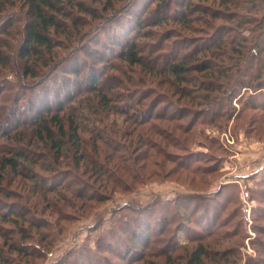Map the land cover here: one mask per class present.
Listing matches in <instances>:
<instances>
[{"label": "rangeland", "instance_id": "1", "mask_svg": "<svg viewBox=\"0 0 264 264\" xmlns=\"http://www.w3.org/2000/svg\"><path fill=\"white\" fill-rule=\"evenodd\" d=\"M82 2L91 12L92 7H99L97 14L102 16L90 18L89 15L80 14L86 16L83 18V21L86 20L84 23L87 22L85 28L78 25L79 31L85 34L86 41L93 38L96 33L103 35L105 30L102 33L100 30L106 24L112 23L113 26L119 19L127 18L129 10L131 12L137 4L139 6L137 11L148 5L147 12L142 14L145 17L149 15L151 17L152 13H156L152 0H103L104 4L111 2L114 5L113 9L106 12L102 10V5L93 4L91 0ZM195 2L202 11L193 14L196 17L188 26L189 29L182 27L176 20H169V17L173 18L172 14L165 12L166 15L161 13L159 17L160 19L168 17L166 20L154 27L144 25L143 32L140 33L150 35L156 32L161 38L170 36L171 39L168 41H162L169 48L183 37H192L193 41L197 40L200 44L205 41L215 43L220 38L218 33L234 36V39L230 40L231 44L228 43L226 46V49L234 46L233 52L229 50L233 55L231 53L228 59L217 57L222 55L221 51L217 50L218 47L208 49L206 52V47L202 46L199 61L191 62L195 65L202 61L204 68L209 66L216 71L229 67L228 77L227 75H222L219 79L217 77L216 82L219 85H215L217 88L211 90L214 91L212 93L214 97L227 96L228 93L223 94L222 91L223 89L230 91L232 88L227 80L233 77L232 81H235L237 75L241 73L239 69H243L247 64H255L256 69V65L258 67L261 60L264 61V52L257 55L258 61L253 59L255 54L251 63H247L236 52L242 50L247 53L256 43L264 40V0H195ZM71 12L73 16L79 14L76 9ZM104 17L113 19L106 22ZM98 27L101 29H97ZM77 31L78 29L72 31L70 41L62 40L60 42L62 44L54 48L53 56L48 57L49 60L56 58L73 61L72 54L77 48V42L74 41L79 37ZM105 33V37H111L107 31ZM238 36L249 39L242 41ZM159 41L157 40V43ZM15 42L12 41V44L15 45ZM15 50L16 47L8 51L13 58ZM179 52L181 56H185L189 51ZM111 58L113 56L108 57V61ZM100 60L97 58L96 61H89V66L98 68L104 74L103 82L112 81L111 77L114 76L117 78V86L120 87L121 83L126 85L128 76L142 84H130L129 90L135 92L134 89L137 88L150 92L149 101L161 100L157 106L160 119L154 117L141 125L150 131V140L156 143L151 147L136 145L129 147L128 141L118 135L116 137L118 144L124 148L120 150L119 155L125 158V161L122 159L123 163H119L120 159L111 160L112 164L117 162L122 164L121 169L115 170L110 165L108 167L115 174L114 177L117 179L123 177V183L119 185L112 179H107L109 188L103 185L102 179L99 181H95V177L90 179L89 172L84 173L83 168L79 169L67 162L62 164V170L77 174L85 184H90L94 188V193L98 195L97 200H91L86 204L74 198L71 190L59 186L60 180L54 181L52 173H40L43 178H47L45 184L50 182L47 184L49 188H57L55 193L48 191L42 197L34 196V199H31L35 203L38 199L45 203L42 213L37 214L39 219L36 224H41L39 221L44 220L48 227L39 230H42V235H37L32 229L33 239L25 240L24 245L20 246L22 249H29L31 257L18 259L16 253H12L13 256L10 258L13 264H126L129 259L133 264H165L166 255L169 254L173 256L176 264H188L190 252L200 246L210 252L206 264H247L250 259L264 261V90L260 93L242 90L240 95H237L238 98L227 102V110L203 112L208 110L214 97L212 96L213 98L206 103L197 100L193 91L196 82L191 86L189 83L173 87L168 84L163 71H154L151 76L141 67L130 69L127 62L118 60L117 63L110 61L100 64ZM84 61L85 64L88 62L86 59ZM113 66L124 67L126 74L114 71ZM86 67L87 65L83 69L85 73L91 72L89 67L88 69ZM203 73L191 72V75L204 76ZM217 75L220 76L221 73ZM85 78L84 76L80 79L81 84L86 83ZM12 80H15L14 76ZM260 81L263 80L250 78L253 84ZM45 82L46 80L43 83ZM48 84L49 88L58 89L55 81L48 80ZM127 93L130 91L120 88H114L112 91V94L118 96ZM82 96L86 100L90 95L86 93ZM115 103L123 109L128 106L124 99L119 97ZM76 105L78 103H74L72 108ZM124 119L125 117L121 115H111L106 122L110 121L122 128ZM155 126L161 130V136L153 134ZM165 135L168 136L164 137ZM98 159L107 165L101 157ZM132 170L139 173L140 180L136 181L133 178ZM12 177L8 175L7 180ZM51 180L54 183H51ZM4 186L8 187L7 183H4ZM30 187L29 183L16 179L8 189L14 197L2 199L8 206H0V211L6 212L8 207L18 203L28 205L25 198L20 200L17 196L23 198L30 194L32 197ZM226 197L228 201L225 200ZM162 203H166V206L159 205ZM213 208L216 211L220 209L218 229H212L213 224L208 221L212 218ZM118 223L124 225L118 229ZM3 226L12 227L10 224ZM24 227L27 228V225ZM16 228L18 229V226ZM16 231L11 234L15 239L20 238L17 234L19 229ZM135 231L152 237L148 243L142 242L144 243L142 248L145 246L148 254L144 261L134 263L139 252L127 255L125 242L129 243V249L141 242V239L135 236ZM39 237L42 240L40 246ZM3 242L0 239V247ZM176 244L179 248L175 249ZM84 247L97 254L92 255L89 260L85 259V256L81 258L78 253ZM153 251L156 253L149 255Z\"/></svg>", "mask_w": 264, "mask_h": 264}, {"label": "trees", "instance_id": "2", "mask_svg": "<svg viewBox=\"0 0 264 264\" xmlns=\"http://www.w3.org/2000/svg\"><path fill=\"white\" fill-rule=\"evenodd\" d=\"M91 1L93 4L102 5V10L105 12L108 9H113L114 6L111 2L104 4L103 0ZM152 1L155 4L156 13H152L151 17L142 15L147 12L148 5L142 6L141 11H137L139 8L137 4L135 9L132 8L131 12L129 10V15H126L127 18L124 20L119 19L113 23V26L112 23L106 24L103 29L100 28L101 26L97 28L101 29V33L104 30L107 31L111 37H105L104 31L103 35L94 34L93 38L87 42L85 34L83 35V31H79L78 25L85 28L87 22L84 23L86 20L83 21V18H86L87 15L90 18H102L100 14H97L99 7H92L93 11L91 12L82 0H0V82H2L0 83V196L2 197L0 206H8L2 199L14 197V194H10L12 192L8 189L12 187L16 179L29 183L31 185L29 191L33 195L31 197L28 194L23 198L17 196L20 200L25 198L28 205L18 203L8 207L6 212L0 211V239L4 241L0 247V264H13L14 262L10 258L13 256L12 253H16L18 259L19 257L30 258L29 249H22L20 246L24 245L25 240L33 239L32 229L36 231L37 235H42V230H39L42 227H48V223H45L44 220L39 221L41 224H36L39 219L37 214L42 213L45 203L41 199L38 201L35 199L36 203L31 199L34 196L42 197L48 191L55 193L57 188H49L47 184L50 182L45 184L47 178H43L40 173H52L54 181L60 180L59 186L71 190L74 198L86 204L91 200H97L98 195L94 193V188L90 184H85L77 174L62 170V164L67 162L79 169L83 168L84 173L89 172L90 179H94V177L95 181L102 179L103 185L109 188L107 179H112L119 185L123 183V177L117 179L108 167L110 165L115 170L121 169L122 164L119 163L125 161V158L119 155L120 150L124 148L118 144L116 139L118 135L128 141L129 147L133 145L151 147L156 143L150 140V131L141 125L154 117L160 119L157 106L161 100L149 101L150 92H144L141 89L135 88V92L129 90L130 84L141 83L137 82V79L128 78V76L126 85L121 83L120 87L117 86V78L114 76L111 77L112 81L103 82L104 74L98 68L94 69V66H89V61H96L98 58V60L101 59L99 63L104 64L110 63V61L117 63L119 60L127 62L130 69L141 67L151 76L155 73L154 71H163L167 76L168 84L173 87H177L178 84L185 86L189 83L191 86L193 82H196L193 91L197 100L203 103L211 99L214 92L211 90L217 88L215 85H219L216 78L219 79L222 75H227L230 72L229 67H223L220 68V71H216L213 67L206 66L204 68V62L201 60L202 64L199 62L200 64L193 65L191 62L199 61L202 46L206 47V52L209 51L208 49L212 50L213 47H218L217 50H220L222 55H217V57L228 59L234 46L227 48L228 51L226 46L228 43L231 44L230 40H233L234 36L218 33L220 38L215 43L205 41L200 44L197 40V42L193 41L192 37H183L182 40L174 42L169 48L162 41H168L171 39L170 36L161 38L156 32H152L150 35L140 33L143 32L144 25L154 27L166 20L168 17L160 19L161 13L165 14V12L169 15L172 14L173 18L169 17V20H176L182 24V27L189 29L188 26L196 17L193 14L202 11L197 7L195 0ZM74 9L79 13L76 16H73V12H71ZM80 14H86V16H80ZM104 18L106 22L113 19L111 17ZM146 22L148 24H145ZM75 29H78L79 37L74 41L77 42L76 52L72 54L74 62L56 58H52V61L49 60L48 57L53 56L54 48L60 46L62 40L70 41L72 31L74 32ZM238 37L242 41L249 39ZM157 40L160 41L157 43ZM12 41H16V44L13 45ZM234 45L236 46V44ZM14 46L16 50L13 58L8 51L15 48ZM184 50L189 52L185 56H181L179 51L182 53ZM251 51L246 53L238 50L236 52L247 63H251L255 54L253 59L258 61L257 55L264 52V40L256 43ZM110 56L113 58L108 61ZM214 57L216 56L214 55ZM84 59L88 61L86 64ZM86 65V69L89 67L91 72L85 73L83 69ZM60 69L62 71H59ZM113 69L126 74L125 68L122 66H113ZM256 69L253 63L247 64L243 69L240 68L241 73L237 75L235 81H232L233 77L231 80H227V83L232 85L231 90H222L223 94L228 93L227 96H213L208 110H203V112L227 110V102L238 98L242 90H249L250 93L262 92L264 90V61L261 60L260 65L258 67L256 65ZM109 70L112 71L110 68ZM191 72H204V76H193ZM219 73H221L220 76L217 75ZM13 76L15 80H12ZM84 76L86 83L81 84L80 79ZM250 78L263 81L253 84L250 82ZM41 80L43 82L46 80V82L43 83ZM48 80L55 81L58 84V89L49 88ZM19 88L21 89L19 90ZM114 88L126 89L130 93L121 96L114 95L112 94ZM26 90L30 92L28 93ZM86 93L90 96L85 100L82 95ZM116 97L124 99L128 106L125 109L119 108L115 103ZM74 103H78V105L72 108ZM111 115L125 117L122 128L110 121L106 122V119ZM100 124L104 126H100ZM153 132L154 135L161 136V130L156 126ZM98 157H101V160H104L107 165L102 164L103 162ZM116 159H120V162L112 164L111 160ZM132 172L133 178L136 181L140 180L139 173H136L135 170ZM8 175L13 177L7 180ZM112 176L113 178H111ZM69 177L72 179L70 180ZM72 180L74 182H71ZM51 181L54 183L53 180ZM4 183H7L8 187H5ZM225 200L228 201L227 197ZM159 205L166 206V203ZM33 212L34 215H32ZM219 214L220 209L219 211L212 209V218L208 220L213 224L212 229L220 228ZM3 224H10L12 227H6ZM25 224L27 228L24 227ZM121 225L124 224L118 223V229ZM16 226H18L19 232H17ZM15 231L20 238L15 239L11 236ZM135 233L137 239H141L140 243H136L134 248L129 249V243L125 242V251L128 250L127 255L139 252L136 253L138 257H135L134 263L144 261L143 259L148 254L145 246L142 248L144 245L142 242L148 243L152 237V235L137 233V231ZM41 241L39 237L38 245ZM176 248H179L177 244ZM97 251L99 252L98 248ZM93 253L84 247L78 254L81 255V258L85 256V259L89 260L92 255L97 254ZM155 253L153 251L149 255ZM166 256L165 264H176L171 254ZM209 256L210 252L200 246L190 252L188 264H206ZM132 262L129 259L126 264H133ZM247 264H264V261L250 259Z\"/></svg>", "mask_w": 264, "mask_h": 264}]
</instances>
